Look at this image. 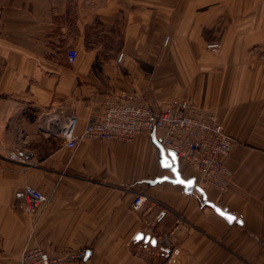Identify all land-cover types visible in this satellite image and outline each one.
Here are the masks:
<instances>
[{
    "label": "crops",
    "instance_id": "crops-1",
    "mask_svg": "<svg viewBox=\"0 0 264 264\" xmlns=\"http://www.w3.org/2000/svg\"><path fill=\"white\" fill-rule=\"evenodd\" d=\"M111 92L156 109L178 98L217 112L238 140L224 159L232 182L226 192L203 188L241 224L181 184L149 182L174 176L156 134L69 150L39 128L42 111L63 107L81 130ZM5 148L31 162L8 159ZM179 164L183 178L194 177ZM25 185L48 196L35 213L16 197ZM138 192L167 206L152 233L172 231L182 251L172 264H264V0H0V264H20L27 245L84 248L86 264H170L135 240L149 217L132 209ZM175 212L189 222L183 231H173Z\"/></svg>",
    "mask_w": 264,
    "mask_h": 264
},
{
    "label": "built area",
    "instance_id": "built-area-1",
    "mask_svg": "<svg viewBox=\"0 0 264 264\" xmlns=\"http://www.w3.org/2000/svg\"><path fill=\"white\" fill-rule=\"evenodd\" d=\"M221 46L218 41L207 44L214 52L220 51ZM77 54L75 48H68L71 62ZM122 57L120 54L118 61ZM37 121L44 133L61 139L69 150H75L85 140L132 142L140 135L155 133L165 148L176 151L179 162L191 167L196 184L226 192L232 182L233 173L224 159L238 140L226 132L215 110L195 108L185 99H172L164 108L156 109L141 95L111 92L103 103L102 113L89 116L81 130H77V113L63 107L42 111ZM5 157L26 165L31 162L25 151L14 148H5ZM16 197L24 201L28 213L37 212L48 201L47 195L31 185L18 190ZM131 206L134 211L149 212V217L144 218L143 234L156 238L165 262L177 263L182 251L173 244L172 231L152 233L154 222L166 212L167 206L150 202L142 192L136 194ZM188 226L186 217L175 212L173 231H183ZM86 256L84 248L53 252L27 245L21 252L20 264H86Z\"/></svg>",
    "mask_w": 264,
    "mask_h": 264
},
{
    "label": "water",
    "instance_id": "water-1",
    "mask_svg": "<svg viewBox=\"0 0 264 264\" xmlns=\"http://www.w3.org/2000/svg\"><path fill=\"white\" fill-rule=\"evenodd\" d=\"M153 135L155 136V133H153ZM156 143L159 146L160 151H161L162 163L166 166H169L174 176L173 177H169V176L157 177L154 180H149V182L154 184L157 182L168 180L173 183H178V184L183 185L187 193H193L194 191H197L202 196L204 200L203 202L204 204L212 207L218 214L225 217L230 223H233V222H236L237 224L242 223V219L238 218L237 215H235L234 213L228 211L227 208H223L217 203L213 201H209L207 199V194H206L205 189L201 187L200 185L196 184L195 177H190L189 179H185L182 177V174L180 172L179 159H178V155L176 151L165 148L161 144L160 140L157 139V137H156ZM180 181H183V183H181ZM228 217H232L233 219L230 220L228 219ZM142 239H144L146 242L149 241L150 244L154 247L157 245L155 237H150V235H144L143 232H138L135 235V240L140 241ZM89 254H90V251H87L86 259L89 257Z\"/></svg>",
    "mask_w": 264,
    "mask_h": 264
},
{
    "label": "snow or ice",
    "instance_id": "snow-or-ice-1",
    "mask_svg": "<svg viewBox=\"0 0 264 264\" xmlns=\"http://www.w3.org/2000/svg\"><path fill=\"white\" fill-rule=\"evenodd\" d=\"M180 182H181V183H183V181H180ZM228 219H230V220H231V219H233V218H232V217H228Z\"/></svg>",
    "mask_w": 264,
    "mask_h": 264
},
{
    "label": "rangeland",
    "instance_id": "rangeland-1",
    "mask_svg": "<svg viewBox=\"0 0 264 264\" xmlns=\"http://www.w3.org/2000/svg\"><path fill=\"white\" fill-rule=\"evenodd\" d=\"M209 42H212V41H209ZM209 42H207V44L209 43ZM207 44H206V47H207ZM207 49V48H206ZM210 52H212V51H210ZM214 53V52H213Z\"/></svg>",
    "mask_w": 264,
    "mask_h": 264
}]
</instances>
